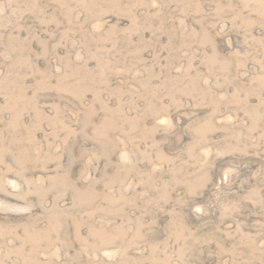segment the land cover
I'll return each instance as SVG.
<instances>
[{"label": "rangeland", "instance_id": "rangeland-1", "mask_svg": "<svg viewBox=\"0 0 264 264\" xmlns=\"http://www.w3.org/2000/svg\"><path fill=\"white\" fill-rule=\"evenodd\" d=\"M0 264H264V0H0Z\"/></svg>", "mask_w": 264, "mask_h": 264}]
</instances>
